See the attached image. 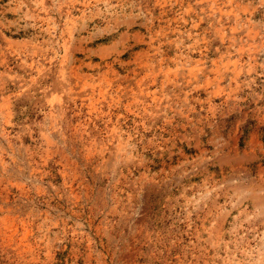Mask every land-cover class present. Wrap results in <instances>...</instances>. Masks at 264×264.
Instances as JSON below:
<instances>
[{
  "label": "rangeland",
  "instance_id": "374dc122",
  "mask_svg": "<svg viewBox=\"0 0 264 264\" xmlns=\"http://www.w3.org/2000/svg\"><path fill=\"white\" fill-rule=\"evenodd\" d=\"M0 264H264V0H0Z\"/></svg>",
  "mask_w": 264,
  "mask_h": 264
}]
</instances>
